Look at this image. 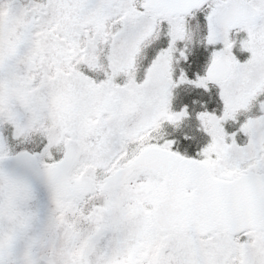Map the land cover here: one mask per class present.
I'll return each instance as SVG.
<instances>
[{
    "label": "snow or ice",
    "instance_id": "1",
    "mask_svg": "<svg viewBox=\"0 0 264 264\" xmlns=\"http://www.w3.org/2000/svg\"><path fill=\"white\" fill-rule=\"evenodd\" d=\"M0 264H264V0H0Z\"/></svg>",
    "mask_w": 264,
    "mask_h": 264
}]
</instances>
